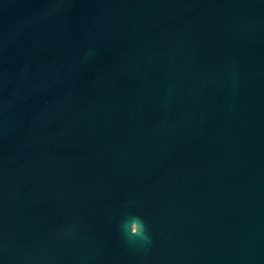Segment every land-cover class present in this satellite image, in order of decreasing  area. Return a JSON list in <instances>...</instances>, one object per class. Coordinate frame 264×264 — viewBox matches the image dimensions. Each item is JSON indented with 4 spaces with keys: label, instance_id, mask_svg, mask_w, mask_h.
I'll list each match as a JSON object with an SVG mask.
<instances>
[{
    "label": "water",
    "instance_id": "95a60500",
    "mask_svg": "<svg viewBox=\"0 0 264 264\" xmlns=\"http://www.w3.org/2000/svg\"><path fill=\"white\" fill-rule=\"evenodd\" d=\"M0 264H264V0H0Z\"/></svg>",
    "mask_w": 264,
    "mask_h": 264
},
{
    "label": "clouds",
    "instance_id": "9594fccd",
    "mask_svg": "<svg viewBox=\"0 0 264 264\" xmlns=\"http://www.w3.org/2000/svg\"><path fill=\"white\" fill-rule=\"evenodd\" d=\"M121 232L130 246L143 247L152 243L148 225L140 216L133 215L126 218L121 224Z\"/></svg>",
    "mask_w": 264,
    "mask_h": 264
}]
</instances>
